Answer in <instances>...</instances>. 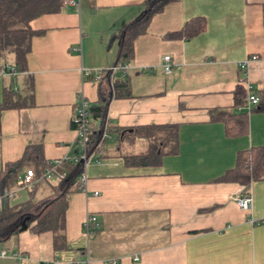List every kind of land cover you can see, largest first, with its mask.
Listing matches in <instances>:
<instances>
[{
	"label": "crops",
	"instance_id": "1",
	"mask_svg": "<svg viewBox=\"0 0 264 264\" xmlns=\"http://www.w3.org/2000/svg\"><path fill=\"white\" fill-rule=\"evenodd\" d=\"M143 5L144 0H63L60 12L29 22L39 33L30 40L27 71L0 76V100L10 79L21 88L28 77L33 103L0 112V173L27 145H40L50 162L75 158L76 96L97 101L98 82L92 77L117 64L118 44L110 36ZM198 16L205 20L199 34L165 38ZM166 55L172 65L168 73ZM252 55L258 59L241 68L239 63ZM84 69L90 74L83 75ZM126 77L130 96L112 99L107 117L130 131L122 139L109 134L112 144L105 139L84 167L82 190L67 195L68 249L57 252L50 233L36 235L21 226L0 243L8 250L0 264H102L109 259L115 264H264V181L245 186L220 180L241 151L264 146V0L168 3L135 39ZM237 86L258 98L249 111L233 107ZM226 109L246 112L244 133L227 135L225 124L211 118L210 111ZM170 125L176 126L174 152L166 148L156 165L126 163L125 155L144 154L152 142L135 128ZM140 143L145 149L134 151ZM55 178L38 181L32 195L17 191L9 202L27 200L21 191L29 198L37 191L49 194ZM245 193L252 198L246 211L233 199ZM89 214L99 227L87 238L82 224Z\"/></svg>",
	"mask_w": 264,
	"mask_h": 264
},
{
	"label": "trees",
	"instance_id": "2",
	"mask_svg": "<svg viewBox=\"0 0 264 264\" xmlns=\"http://www.w3.org/2000/svg\"><path fill=\"white\" fill-rule=\"evenodd\" d=\"M178 0H144L143 11L134 19L123 24L110 36L118 44L117 64L128 65L134 56V41L144 34L154 15L161 12L165 5ZM63 0H0V69L4 64L12 66L16 73L27 71L26 55L30 50L31 37L39 32L31 29L29 22L37 16L58 13ZM205 28L203 17H194L184 23L178 31L169 32L165 38L189 39ZM11 78H15L10 76ZM31 80V81H30ZM97 101L89 108L90 126L86 142L87 160L100 153L104 132L123 138L127 131L112 125L107 110L112 99L129 97L130 87L126 76L120 71H106L97 81ZM247 90L237 86L233 91L234 105L245 104ZM264 98V94L261 95ZM33 103V82L28 77L23 87L14 88L10 79L3 88L0 100V112L7 109L23 108ZM211 118L225 124L227 135H238L246 131V112L236 113L233 109L212 110ZM72 125L74 126L73 122ZM134 130V128H133ZM138 136L150 139L144 154L125 155V161L132 166L156 165L167 151H175L176 126H151L135 128ZM100 156L99 158H101ZM52 162L43 157L40 145H27L19 159L5 164L0 173V194L5 190H14L16 182L25 169H31L40 177ZM55 182L50 183L51 192L39 199L30 196L25 201L11 204L7 198L0 209V243L10 240L21 226H27L31 233L39 235L50 233L52 247L60 252L68 249L65 234V216L67 195L82 190L81 179L84 175V161L79 152L74 159L59 161L55 167ZM52 178V177H51ZM43 178L39 182H49ZM220 180L237 182L248 186L252 181H264V146L252 147L241 151L235 166L225 172ZM37 186V184H36ZM29 190L33 194L36 189Z\"/></svg>",
	"mask_w": 264,
	"mask_h": 264
},
{
	"label": "built area",
	"instance_id": "3",
	"mask_svg": "<svg viewBox=\"0 0 264 264\" xmlns=\"http://www.w3.org/2000/svg\"><path fill=\"white\" fill-rule=\"evenodd\" d=\"M258 59V56L252 55L246 60L239 63V66L241 68H245L247 64L252 61ZM163 69L164 72L168 73L171 70V62H170V56L166 55L163 57ZM127 68L128 65H115L111 66L105 70H99L95 73V75L92 77L94 80L98 81L101 76L106 72H112L120 71V74L122 77L126 76L127 74ZM14 68L8 64H4L0 69V76L5 75H16ZM83 75H89L90 71L87 69L82 70ZM76 108L73 115V124L74 129L76 132V146L78 148V152L80 154L81 159L84 161V167L87 164V158H86V142L88 139L89 134V126H90V117H89V108L91 107V103L85 98V96L82 93H78L76 96ZM258 102V98L256 95L252 92V90L248 89L247 93V100L245 104L238 106V111L246 110L249 111L253 104H256ZM106 138H109V134L104 132L101 140H105ZM59 163V161H52V164L49 168L46 169V171L40 176L37 177L35 172L31 169H27L25 174L19 177V179L16 182V188L14 190H5L0 194V209L3 206L4 201L7 198L13 197L17 191L21 189L31 190L35 186V184L42 180L43 178H50L55 173V167ZM84 180V176L82 177ZM83 183V181H82ZM236 204L242 209V210H248L251 207L252 204V198L250 194H239L235 195L233 197ZM99 227L96 216L89 214L86 216L85 220L83 221L82 228H83V234L85 237L91 236ZM8 255V250L6 248L0 249V257H6ZM14 258H18L19 254L14 252L12 254ZM137 259V258H135ZM116 260L109 259L104 261L102 264H115ZM73 264H83V262L76 261L73 262Z\"/></svg>",
	"mask_w": 264,
	"mask_h": 264
},
{
	"label": "rangeland",
	"instance_id": "4",
	"mask_svg": "<svg viewBox=\"0 0 264 264\" xmlns=\"http://www.w3.org/2000/svg\"><path fill=\"white\" fill-rule=\"evenodd\" d=\"M112 142L113 141H110L109 139H106V145L109 146L110 144H112ZM141 144H142V146H136L135 149H134V151H139V152L141 151L142 152L145 149L146 146H145V143H140V145ZM45 187L49 189V186H47L46 184H45ZM50 192L51 191L49 190V193ZM44 195H46V194L41 193V191H37L36 192V196H34L33 199H39V198L43 197ZM20 196L24 197L25 199H28L29 198L28 193L26 191H21ZM19 201L20 200L17 199V202H19Z\"/></svg>",
	"mask_w": 264,
	"mask_h": 264
}]
</instances>
